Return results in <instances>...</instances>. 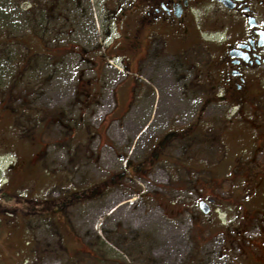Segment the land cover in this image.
<instances>
[{
	"label": "rangeland",
	"instance_id": "rangeland-1",
	"mask_svg": "<svg viewBox=\"0 0 264 264\" xmlns=\"http://www.w3.org/2000/svg\"><path fill=\"white\" fill-rule=\"evenodd\" d=\"M19 1L0 0V264H74L84 244L148 246L166 263L177 243L188 258L204 251V264L229 261L219 258L232 238L227 108L211 106L204 134L172 140L162 162L137 173L155 143L196 116L201 101L184 72L156 60L139 73L115 36L89 41L80 27L58 38L35 14L22 16ZM127 169L121 186L57 213L71 191ZM197 188L221 198L213 214L200 210ZM255 218L256 234L264 214Z\"/></svg>",
	"mask_w": 264,
	"mask_h": 264
},
{
	"label": "flooded vegetation",
	"instance_id": "flooded-vegetation-1",
	"mask_svg": "<svg viewBox=\"0 0 264 264\" xmlns=\"http://www.w3.org/2000/svg\"><path fill=\"white\" fill-rule=\"evenodd\" d=\"M19 7L24 17L35 14L40 27L60 30L58 38L66 35L62 29L72 34L80 27L87 30L89 41L100 35L106 40L115 36L120 50L134 56V69L139 73L156 60H167L184 72L187 87L201 101L196 116L155 143L149 158L135 166L137 173L162 162L161 156H165L172 140L187 141L204 134L205 114L211 106L227 108L230 116L225 136L232 145V216L223 223L230 225L232 221V238L219 256H227L229 261L215 264H264V228L252 233L255 216L264 214V0H21ZM204 53L211 55L210 62L202 61ZM0 103L6 108V103ZM127 172L110 176L92 190L71 191L53 204L57 213L68 216L73 204L86 203L104 190L121 186ZM196 191L199 205L210 206L209 214L220 208L221 198L201 193L199 188ZM28 210L38 214L33 205ZM210 221L205 228L209 226L212 233ZM230 229L226 230L229 234ZM176 244L169 248L166 263L154 261L148 246L137 244L79 245L72 251L71 261L204 264V251L188 258L184 247L177 244V248Z\"/></svg>",
	"mask_w": 264,
	"mask_h": 264
},
{
	"label": "water",
	"instance_id": "water-1",
	"mask_svg": "<svg viewBox=\"0 0 264 264\" xmlns=\"http://www.w3.org/2000/svg\"><path fill=\"white\" fill-rule=\"evenodd\" d=\"M200 208L203 210V212L205 213V214H207V213H209V211H210V208H209V206L207 205V204H201L200 205Z\"/></svg>",
	"mask_w": 264,
	"mask_h": 264
}]
</instances>
